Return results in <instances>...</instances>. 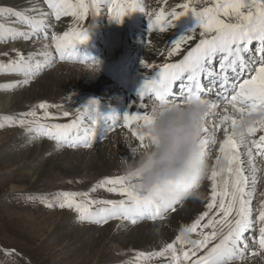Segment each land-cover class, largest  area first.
I'll list each match as a JSON object with an SVG mask.
<instances>
[{
	"label": "snow or ice",
	"instance_id": "snow-or-ice-1",
	"mask_svg": "<svg viewBox=\"0 0 264 264\" xmlns=\"http://www.w3.org/2000/svg\"><path fill=\"white\" fill-rule=\"evenodd\" d=\"M48 8L54 13L55 19L59 21L63 16H71L80 21L86 20L89 11L92 10L95 16H99L104 3L108 4V16L111 20L123 23L124 18L134 11H144L140 0H46ZM200 2V0H196ZM182 12L173 10L165 14L163 10L155 17H149V26L153 31L166 32L174 27V22L182 17L192 15L197 21V29L190 34L181 36L167 51V56L179 55L186 45H191L198 39L194 46L190 47L186 55L175 63H164L160 66L151 65L158 68L155 78L147 79L143 88L139 92V99L153 94L159 105L165 103H189L194 97L202 99L203 96H211L215 86V96L217 100L207 101L210 113L220 106L218 101L225 105H230L231 109L239 116L225 114L218 123H213V131L204 127L203 143L208 150L210 144H215V130L224 127L225 140L219 148L221 157L227 161L226 171L229 179L223 183V188H218L217 178L225 169L212 170V196L211 202L207 204L209 212L215 209L213 215L204 212L190 227L184 230L177 237L176 243L180 245L190 244V251H184L182 256L177 255L176 245L169 243L163 251L154 253L157 257H164L170 254L174 264H184L197 255V251L207 247L216 239L222 237L220 242L211 247L208 252L193 261V264H232L236 259L244 258L243 248L247 249L248 244L244 234L254 228V221L250 208L252 192L247 191L249 177L245 175L244 161L240 156V146L247 145L248 162L252 164L255 159L253 146L257 152L264 157V135H260L258 140H249L258 130L264 131V0H214L213 6H205L201 10L191 7L190 4L181 5ZM35 11L36 9H32ZM4 16H12L15 22L30 28L31 32L20 31L13 27H6L0 24V34L7 32L13 39L16 37L29 40L37 30L44 26V20L35 19L24 12L3 9ZM198 33V37H197ZM52 40L55 42V51L59 54L60 60L71 59L77 50V46L88 40V29L78 28L75 31L64 32L63 35L53 34ZM255 42V47L250 46ZM163 55V53H162ZM45 62L51 56L45 52ZM17 59L9 63H0V73H15L24 77L21 81L23 85H28L39 73L42 67L34 56L25 57L17 54ZM98 66V62H92ZM84 63L88 60L82 61ZM218 64V71L215 65ZM149 64H144L148 68ZM206 77L207 84L201 83V78ZM179 82V84H177ZM173 85H176V93H173ZM6 88H14L17 85H5ZM230 92V94H229ZM173 97V99H169ZM179 101V102H177ZM157 104V105H158ZM52 107L47 103H41L39 108L44 110L46 119L50 116L48 109ZM144 105L141 104V108ZM82 110H87L92 118V124L98 123L103 117L105 122L111 121L113 124L120 116L116 114L105 116L99 111L98 103L93 100L88 105L82 106ZM153 110V108H152ZM80 111V110H78ZM225 113L229 111L224 108ZM258 115L256 121H248V117ZM32 120L21 119V127H27L28 132L37 135L47 136L55 140L59 147H77L81 144L90 147L91 135H95L93 129L84 128L83 136L80 129L83 119L74 120L71 123L43 124L39 123L41 118L37 117L35 111L27 114ZM65 117L69 116L64 112ZM134 121H142L144 129L147 130L152 122L149 114L139 112L134 115L127 113L123 115L125 126H129ZM246 125V133L238 136L236 129L238 126ZM229 126L231 131L229 132ZM109 129H105L108 131ZM133 135L141 142L142 148L151 147L153 138L147 131L141 130L133 132ZM238 137V139H237ZM209 153V152H208ZM132 158V157H129ZM221 158H217L216 165L219 166ZM255 173V167L251 168ZM255 183V175L251 178ZM106 188L108 192L116 193L126 197L120 201L94 200L89 198L88 193L63 192L58 196L59 208L73 210L78 214L81 222L94 224L106 223L109 219H128L133 224L141 218L153 220L165 218L169 211H176L178 205H182L183 200L172 199L161 202L153 195H143L135 190L131 178L122 175L117 178L103 180L93 188ZM84 197V199H80ZM219 197V201H218ZM30 199H32L30 197ZM93 205H102L97 211H93ZM54 207L53 204H47ZM217 217H220L217 219ZM207 218V223H203ZM259 246L264 249V205L259 211ZM211 228L210 234L201 232L202 239L191 240L188 234L196 233L198 228ZM224 229H227L225 232ZM11 254V253H9ZM144 254H141L143 256Z\"/></svg>",
	"mask_w": 264,
	"mask_h": 264
},
{
	"label": "bare ground",
	"instance_id": "bare-ground-1",
	"mask_svg": "<svg viewBox=\"0 0 264 264\" xmlns=\"http://www.w3.org/2000/svg\"><path fill=\"white\" fill-rule=\"evenodd\" d=\"M40 1L41 0H0V5L4 6V8L2 9L5 8L10 9V7L12 8L14 7L15 9H18L17 11H22L24 9H27L28 7L37 8L39 6ZM140 2L142 6H144L145 4L144 0H140ZM178 2H180V0H169V3L166 6V8L165 6L162 7L172 12L173 11L172 8L175 7V4H177ZM151 3L153 5V8L154 7L159 8L161 7V5H163L162 4L163 0H160L159 2L157 0H153V1L151 0ZM189 4L191 7H194L191 2ZM198 5L199 7H194V8H196L197 10H201L205 6H213L214 0H200V2H198ZM43 8L44 6H42V9ZM39 9H41L40 6ZM102 9L103 6L101 7V11H100L101 13H102ZM165 9L162 10L164 12H168V10ZM35 11H33V13H35L34 16L31 17L35 19L36 17L40 18L39 14L41 15V13L43 12L38 10L39 13H37ZM176 11L182 12L184 11V9L182 8L178 10L177 8ZM2 12L3 11H0V16L3 15ZM44 14L45 17L43 16L41 17V19L44 20L45 28L47 27L52 28L53 26H55L56 28V26H59L61 24L54 22L55 16L50 8H48V10ZM63 18L65 20L67 16ZM1 19H3V17H1ZM96 19L97 18H94V16L87 17V19L81 24H78L76 20L63 22L61 24V27H63V29L59 33L58 31L60 28L57 29L55 35H63V33L69 29L67 27L69 25H71L70 31L75 30L76 27L85 29L89 24L90 25L94 24L93 22ZM9 20H11L10 17H8V23L5 24L6 27H13L15 29L19 28L20 30H22L21 28L23 26L21 24H18L16 26L11 25ZM118 25L119 23L117 22L115 24V27H117V31L121 29L120 26ZM123 28L126 29V27ZM23 30H25L26 32H30L29 30L26 29V26H24ZM98 31L99 29L96 30L95 25L93 28H91L90 26L88 27V34L93 32L94 35ZM102 32L103 31L100 30L98 34ZM190 33L180 34L177 37L180 38L181 36H185ZM0 36L10 37L8 39L9 41H12L11 39H13L11 35L8 34L7 32L0 34ZM132 36L133 34H131V37ZM118 37L122 39L123 33H120ZM197 37H198V33H197ZM175 39L176 36L174 35V30H172L171 32H167V31L160 32L156 30L149 36L148 39L144 38L142 40H139L138 37L134 39L136 40V43L134 44V49L140 54V56L144 57L141 67L138 70L139 73L138 79H140V82L142 80H146V76L158 71V68H153L151 67V65L160 66L164 63H169L177 59L178 56L182 55V53H180L179 55L172 56L171 58L167 56V51L169 50V47L175 42L174 41ZM31 44L33 43H28V44L26 43L25 45L17 44L18 47L17 51L21 50L22 55H24L25 57L32 56L33 55L32 53H34L33 51L34 46ZM125 45L126 44L124 42L118 43V45L116 46L117 51H113V52H109L110 48H108V50L104 53L103 61L101 62L100 66H90V65L79 66L74 64L71 65V64H63V63H60L59 65L55 66L54 64L56 63L55 60L51 61L52 66L48 67L47 69L48 72L43 74L42 77L37 80L32 79L31 81H33V83H30L31 86L30 85L27 86L29 88L28 89L26 88V90H22V88L18 86L15 88L5 87V85H9V84L17 85L18 78L16 80L14 76H10L9 78H3V77L0 78L1 80L0 119L4 118V120L6 121L7 119L13 118L14 114H16L19 118H22V116L25 113L22 112V110H24L23 108L26 102H30L32 104L34 102L36 103L41 102L42 100L55 101L59 98L57 100V102H59L58 104L61 103L64 104V102L67 101L69 102V100H72V98H74L73 96L77 95L78 93L84 98L85 96L89 97L90 95L89 98L90 99L94 98L93 100H95L97 103H103V102L107 104L113 103V106H115L116 108L114 109L115 113H120V115L118 114V116H120L119 119L116 120L114 124L111 122L112 125H108V127H105V129H109L108 130L109 132L111 131V128L112 129L118 128V129L112 131V133L109 135H107L108 132L105 131V129L102 130L99 128L94 130L96 132V135H101V139L98 138L100 142L98 144L91 145L89 148H85L84 150H78L75 149L74 147L73 150L72 149L63 150L61 147L59 146L57 147L56 144L51 143V141L49 142L46 140L38 141L32 137H30L29 140L27 141L23 137L20 138V135L18 133L20 131L17 132L18 134L11 133L10 136H6V137H5L6 134L5 135L0 134V158H1L0 160H2L0 163L3 165V166L1 165L2 167L0 169L3 168L6 170H12L16 168L24 169L26 173L25 179L31 182L29 184L30 186L27 184L29 186L28 191L31 192L47 191L48 193L49 191L51 193V190L49 189L51 186L50 184H48L49 183L48 180L50 179L56 180V178L59 176H61L63 180L64 178L74 179V177L71 176H75V175H77L78 177L81 176L82 178L83 177L85 178V176H87L89 177V179L93 177V179H98L99 181L102 182L103 180L110 178L109 176H111L112 179H114L122 175H125L122 164V157H127L129 160H132L134 149H141V150L144 149L141 147V142L137 139L135 135H133V132L141 131V130L146 131V129H144L142 121H134L129 126H125L122 120L123 115L127 113H131L134 115L137 112L141 114L146 113L150 115L152 108L158 104V101L156 100L154 95H153L154 100L151 102L148 100L150 94L146 95L144 97V100L141 101L139 99V96L133 94L131 95L126 90L121 91L120 89H117L114 82L110 79V77L109 76L108 78L106 77V75L103 72V68H100L103 67L106 62L111 61L114 58L112 56L116 55L118 51L119 52L123 51L125 49ZM187 46L188 45H186L185 47ZM17 47L16 45H12V47L9 46L6 48L0 47V59L2 61L7 62L8 60H6L7 58H5L6 57L5 54L9 55L10 49ZM54 47H55V42L53 41L52 49ZM29 50L33 51L31 53L32 55L28 53ZM134 54L136 53H133V55ZM52 57L54 58V56ZM35 59L41 62V64H45V63L47 64L49 61L47 60V62H45V56L43 53H41V51L36 55ZM144 64H149L150 66L148 68H145ZM101 93H105V94L100 95ZM97 95L100 97L98 99H95V96ZM77 98L79 97H76V99ZM76 99H74L75 101H73L74 105L72 104L74 107L79 105L80 104L79 101H81ZM31 104H29V106ZM67 104L69 105L70 103ZM141 104L144 105L143 108H141ZM79 106L82 107L81 104ZM66 107L68 108V106ZM225 107L229 108V111L227 113H225L224 111ZM70 108H73L71 107V104H70ZM26 110L27 109H25V111ZM69 110L68 113L71 114L73 111L70 112ZM77 111L75 110V113ZM225 114L239 116V114L234 112L230 106H226L220 103V106L217 109L213 110L210 113V115L207 117L206 126L209 128L210 132L213 131V123L214 122L218 123L219 119ZM77 115L78 114H76L75 116ZM83 117L84 116H82L81 113L79 119H83ZM248 119L250 121H256L259 119V116L254 114L253 116L248 117ZM61 121L62 120H60L59 122ZM60 124H64V123L61 122ZM100 131L101 133L98 134V132ZM230 131L231 128L229 126V132ZM23 134L25 135V133ZM260 135H264V131L258 130L254 136H251L249 138V140H258ZM7 138L11 139L10 142L7 143V145H3L4 144L3 142H5ZM35 138L38 139V136L36 135ZM215 139H216V143L214 145L210 144L208 147L209 171L199 190L201 195L195 199L184 200L182 205L177 206L176 211H174L175 213L169 211L170 213L173 214L169 215L170 217H168V219H167L168 214L167 213L165 214L166 215L165 221H160L154 224L142 223L141 225L134 228L128 226L124 222H117V223L111 222L112 224H109L106 228H96L94 225L90 226L85 224L86 222H84L83 225L81 221H80L81 224L75 226L77 222V216H73V215H71L72 219L68 220L66 216H61L62 215L61 214L60 217L57 218L55 222L54 221L50 222L49 220H47L46 217H42L38 219L36 215H32V214L29 215L16 214V216L13 217L25 218L26 220H24V222H27V224L35 228H42L41 226L44 224L43 227L44 230L46 229L47 231L49 230L51 231L50 244L51 245L57 244L61 246L64 243V246H66L67 249L69 248L70 251L72 252L74 251L73 252L74 255L72 253L73 261L76 262L78 259L83 261L85 259L84 264H93V263L107 264L108 262H112L109 261L110 260L109 251L114 249L113 246L114 244L115 247L118 246V248L117 247L116 248L118 249L119 254L120 252L122 253L123 250L133 251L141 248L143 249V251L152 253L155 252V250L161 251V249H164L166 245L169 243H173L176 245V248H179L182 245L176 243L175 240L176 237L179 236V234L184 230V228H186L187 225L194 223L195 220L198 219L204 212H209V209L207 208V204L210 203L211 201L210 196H212L213 184L210 178L212 170L225 169V171L217 178L218 188L220 190H222L223 188L224 181L229 179V175L226 171L228 164L226 167L223 165L222 161L224 159L221 157V154L219 152V148L225 140V133L223 126L215 130ZM12 150L13 151L17 150L18 152H13ZM239 151H240L241 159L244 161L243 166L245 168V175L249 177V185L247 191L253 193L251 197L250 208L252 213V219L254 221V229L256 230V232H258L260 227L259 211L261 210V206L264 205V159L259 157V153L254 148V146H253V153L255 159L252 162V164H249L248 162V156H247L248 146L241 145ZM211 155L214 156V160L210 159ZM217 158H221V163L219 166L216 165ZM33 165H38V166L31 168ZM253 166L255 167L256 170L255 173L251 171V168ZM253 175H255V183H253L251 179ZM98 180L96 181L98 182ZM219 181H220V185H219ZM53 182L54 181H52L51 183ZM20 191L21 190H19L18 186L13 185L10 193L12 194L14 192H20ZM256 195L261 196L262 202H258L259 198L256 199L255 198ZM218 201H219V197H218ZM215 211L216 210L213 209L212 211L213 213L210 214L213 215ZM219 218L220 217H217V219ZM201 231L205 234L211 233L205 230H200V232ZM224 231L226 232L227 229H224ZM198 239H202V236H200V238ZM245 239L247 240V243H249L248 237H246ZM249 246H250L249 249L254 248L253 250L256 251L253 254H251L252 255L250 256L251 259L249 260L246 258L238 259L236 261H233L232 264H264V253L255 249L256 247H258V245L253 246L250 243ZM242 247L243 246L241 245V249ZM246 254L247 255L249 254V250L246 251L244 255ZM87 256H89L90 259L87 258Z\"/></svg>",
	"mask_w": 264,
	"mask_h": 264
},
{
	"label": "rangeland",
	"instance_id": "rangeland-1",
	"mask_svg": "<svg viewBox=\"0 0 264 264\" xmlns=\"http://www.w3.org/2000/svg\"><path fill=\"white\" fill-rule=\"evenodd\" d=\"M157 1L159 2L160 0H157ZM44 2H46V1L41 0L39 3V6L41 7V9H42V6H44V8L42 10L39 9V6H38L37 8L28 7L27 9H24L21 12H24L27 15L29 14L30 16H34L35 13H33L32 9H36L35 12H37V13H39V11L43 12V13L40 12L41 13V15L39 14L40 18L36 17V19L41 20V17H43L45 15L44 13L48 10V7L45 5ZM73 2H76V0H73ZM86 2H90V0H86ZM149 2H151V0H144L145 5L149 4ZM190 2L192 3V5L194 7H199L198 2H196V0H180V2L175 4V7H173L172 10H177V8H178V10L182 9V7H180L182 5V3L184 5V4H189ZM168 3H169V0H163V3H162L163 5H161V7H159V8H157V7L153 8L152 3H150V5H151V8L159 11L158 12V14H159L162 9L164 10L166 8ZM104 4L102 5L103 8H105ZM162 6H165V8ZM2 8H4V6L0 5V11H3ZM10 10L17 11L18 9H15L14 7L13 8L10 7ZM165 10H168V9H165ZM168 12L171 13V11H169V10H168ZM168 12H164V13H168ZM105 14H108V13L106 12ZM91 16H94V13L92 10H90L89 14H88V17H91ZM1 17H3V19H1ZM8 17L11 18V20H9L11 25H15V26L18 25V23L15 22V18L10 16V15L9 16L1 15L0 16V19H1L0 24H4V25L7 24L8 23ZM63 17H65V16H63ZM63 17H61V19L59 21H56V19H55L54 22L62 24L63 22H69V21L76 20L75 18H73L71 16H67V18L65 20ZM99 17H101V14H99V16H95V18H99ZM84 21L85 20L80 21L79 23L77 22V23L81 24ZM61 24L59 26H56V28H55V26L52 27V29H54L53 34H55L57 32L56 31L57 29L60 28L58 33L63 29V27H61ZM22 26H23L21 28L22 30H20L19 28H16V29H18L20 31H25V30H23L24 25H22ZM89 26L91 28L94 27L93 24H91V25L89 24L85 29H88ZM118 26H120V23ZM67 27L69 28L68 29L69 32L75 31L78 29L76 27L75 30L70 31L71 25H69ZM26 29H27V27H26ZM27 30L32 31L31 29H27ZM171 31L172 30H168L167 32H171ZM53 34L50 35V37L47 39L43 38L41 36V33H40V35L33 36L29 40H25L23 38L16 37L15 39H11L12 41L8 40L10 37H6V36L1 37L0 36V47L6 48L9 46L12 47V45H16V47H17V44L25 45L26 43L27 44L33 43L31 45L34 46L33 47L34 53H32L33 51H31V50H29L28 53L30 55L33 54L32 56L36 57V55L38 53H40V51L43 54L45 52H48L51 54V56L48 58V60H49L48 63H51V61H54V58L52 56L56 55L55 54V47L53 48L54 50L52 49V43H53L52 36H53ZM35 47H36V49H35ZM38 48H39V50H38ZM12 49H10L9 55L5 54V56H6L5 58H7L6 60H8V61L5 62V61H2L0 59V63H9L10 61L18 58L17 57L18 53L22 54L21 50L17 51L18 47L12 48ZM50 49H51V51H50ZM107 55H109V54H107ZM59 64H60L59 62H56L55 66H57ZM63 64H66V63H63ZM42 65H44V64H42ZM47 69L48 68H46V66L42 67L41 72L38 73L36 75V77L33 79L37 80V79L41 78L43 74L48 72ZM10 76H14L16 78V80L18 78L17 86L22 88V90H26V88L28 89L29 87H27V86H29V85L31 86L30 83H33V81H31L28 85H23V84H21V81L24 79L23 76L15 74V73H0V78H2V77L3 78H9ZM20 79H22V80H20ZM0 82H1V80H0ZM78 94L74 95L73 96L74 98H72V100H69V102L68 101L64 102V104L61 103L62 105L58 104L59 102H57V100L59 98L55 101L42 100L41 101L42 103H47V104L52 106L48 109V113H50V116L46 119H43V117L45 116L44 110L39 108V105L41 104V102H37V103L34 102L36 105L34 103L31 104L30 102H26L24 105V108H23L24 110H22V112H25L24 115L22 116V118H19L16 114H14L13 118L7 119V121L4 120V118L0 119V134H3V135L6 134L5 135V137H6V136H10L11 133L13 134V133H17L18 131H20L21 133L18 132L20 135V138L23 137L27 141L29 140L30 137H32L38 141H43V140H46L48 142L51 141V143L56 144V146L58 147L57 142L55 140L49 139L47 136H41V135H37L35 133L28 132L27 127H21L19 121L21 119L32 120L33 118L31 116H28L27 114L29 112L35 111L37 113V117L41 118L39 120V123H43V124H49V125L56 124L60 120H62L61 121L62 123H65V122L71 123L74 120H79L81 113H82V116H84L83 117V122H84L83 126H85V124H86L85 122H88V124H92V120H89V121L84 120V118H86L88 113H86L87 110H82V107H80L79 105L81 104V106H85V105L89 104L90 101L93 100L94 98L90 99L89 98L90 95H89V97L85 96V98H84L83 96H81L80 94L78 95ZM104 94L105 93H101L100 95H104ZM76 97H79V98L76 99ZM99 97L100 96L97 95V96H95V99H98ZM74 99L81 100V101H79L80 104L75 106V107L73 106L74 105L73 101H75ZM84 101L86 104L84 103ZM87 102H89V103H87ZM67 103H70L71 107H73V108H70V104L68 105ZM29 104H31V105L29 106ZM65 105L68 106V108L70 110ZM107 105L113 106V103H108ZM76 108H78V109H76ZM25 109H27V110L25 111ZM74 109L76 111L77 110H80V111L79 112L77 111L75 113ZM68 110L70 112L71 111H73V112L69 116L65 117L63 115V113L68 112ZM83 111H85V112H83ZM76 114H78V115L75 116ZM65 118H66V120H65ZM63 120H65V121H63ZM4 122L7 123L8 125L5 124ZM61 122H59V123H61ZM99 123L101 124V127L102 126L105 127V125H106L103 121H99ZM100 124L96 123V125H94V128L95 127L101 128ZM8 127H10V128H8ZM92 127H91V129H92ZM117 129L118 128H116V129L111 128V131L108 132L107 135L111 134L112 131H115ZM80 131H83L82 127H81ZM23 133H25V135ZM83 134H82V136H83ZM36 135L38 136V139L35 138ZM45 138H48V139H45ZM98 138H100V135L98 136ZM98 138L96 141H91L90 142L91 145L98 144L100 142V140ZM10 140L11 139L7 138V140L5 142H3L4 143L3 145H7V143H9ZM61 148L63 150H68V149L73 150L74 148L78 149V150H84L85 148H89V147L77 146V147L73 148V147L63 146ZM20 150H22V149H20ZM13 152H18V151L15 150ZM210 159L214 160V156L211 155ZM1 161L2 160H0V162ZM222 163L225 167L227 166L226 160H223ZM1 165L2 164L0 163V168L3 166V165L2 166ZM35 166H38V165H33L31 168H34ZM71 177H74V179L73 178H64V180H63V178L61 176H59L56 178V180H58V181H56L54 179L48 180V182H49L48 184H50V186H51L49 188L51 190V193H50V191H49V193L47 191L46 192H31V191H28L29 190L28 187L30 186L29 184L31 182H29L28 180L25 179L26 173H25L24 169H20V168H16V169H12V170H6L4 168L0 169V264H66V263L72 264V262H73V264H81V263L84 264L85 259L83 261L78 259L79 260V261L77 260L78 263H77V261L76 262L73 261L72 256L74 255V253H73L74 251L72 252V251H70L69 248L67 249V247L64 246V243L61 246H59L57 244L51 245L50 244L51 231L50 230L47 231L46 229L44 230V228H43L44 224L41 226L42 228H35V227H32L31 225L27 224V222H24V220H26L25 218L13 217V216H16V214L17 215L32 214V215H36L38 219H40L42 217H46L47 220H49L50 222H53V221L55 222L56 219L59 218L61 214H62L61 216H66L68 218V220L72 219L71 215H73V216H77V222L75 224V226H76V225L81 224L80 220L78 219V214L73 210L61 209L58 206V204H59L58 196L60 193H63V192L88 193L89 198L94 199V200H112V201L118 202L122 199H126V197H124V196H119L116 193L108 192L106 190V188H97V190L95 192H93L92 189L96 188V186L101 183V181H99L98 179H93V177H91L90 179L87 176H85V178L84 177L82 178L81 176L78 177L77 175L71 176ZM109 177L112 178L111 176H109ZM107 179H109V178H107ZM51 180L54 182L51 183L52 182ZM96 180H98V182ZM13 185L18 186L19 190H21V191L20 192H14L11 194L10 192H11V188ZM219 185H220V181H219ZM52 187H54V188H52ZM23 188H26V189H23ZM54 190H56V191H54ZM26 191H28V192H26ZM30 197L32 199H30ZM255 198L256 199L259 198L258 202H262L261 196L256 195ZM80 199H84V197H80ZM210 200H211V196H210ZM49 203L53 204L54 207H51V208L48 207L47 204H49ZM99 207H102V205H93L92 210L97 211ZM212 211L209 212L210 216L213 213ZM173 213H175V212H173ZM173 213L168 212L167 213L168 214L167 219H168V217H170L169 215H172ZM40 215H42V216H40ZM125 220H127V221H125ZM157 220L158 219L153 220V219L145 217V218L139 219V221H137L135 224H133L128 219L119 220L118 218H113V219H109L106 223L94 224V223L86 222L85 224L90 225V226L94 225L96 228H106L109 224H112L111 222H113V223L124 222L128 226L134 228V227L141 225L142 223H148V224L149 223L150 224L158 223ZM203 223H207V218L204 221H202V224ZM82 224L84 225V222H82ZM190 226H191V224L187 225L186 227H190ZM208 229L210 230L211 228H203V227L198 228L196 233L188 234V238L191 240H199L198 238H200V236H201L200 234L202 232V231L200 232V230H205L208 232L213 231V230L209 231ZM175 240H177V237ZM219 241H220V236H218L216 239L211 241L207 245V247L197 251V255L195 257H192L190 260L185 261L184 264H193V261L196 258L204 256L208 252V248L212 245H216L217 242H219ZM113 246H114V249L109 251L110 252L109 253L110 254L109 255L110 260L109 261H112V262H108L107 264H174V262L170 258V254H166L164 257H157V256L153 255L154 253L160 252V250H155V252L151 253V252L143 251V249L141 248V249H137L138 251L137 250H133V251L132 250L131 251L123 250L122 253L120 252V254H119V251L117 249L118 246H116L117 248L115 247V244ZM191 248H192V245L184 244L181 247L176 248L177 249V255L182 256L184 251H190ZM161 251H163V249H161ZM254 252H256V251H254V250L249 251V254L245 255L244 258H246L248 260L251 259L250 256H252L251 254H253ZM9 253H11V254H9ZM68 253H70L71 255ZM72 253H73V255H72ZM141 254H144V255L141 256ZM77 255H79V254H77ZM83 258H85V257H83ZM87 258H89V256H87ZM93 264H95V263H93Z\"/></svg>",
	"mask_w": 264,
	"mask_h": 264
},
{
	"label": "clouds",
	"instance_id": "clouds-1",
	"mask_svg": "<svg viewBox=\"0 0 264 264\" xmlns=\"http://www.w3.org/2000/svg\"><path fill=\"white\" fill-rule=\"evenodd\" d=\"M208 112V102L199 97L189 103L153 107L146 130L153 138L152 146L134 149L132 160L122 157L124 174L131 178L135 190L161 202L201 195L209 171V153L203 143ZM236 132L243 136L246 125L238 126Z\"/></svg>",
	"mask_w": 264,
	"mask_h": 264
}]
</instances>
